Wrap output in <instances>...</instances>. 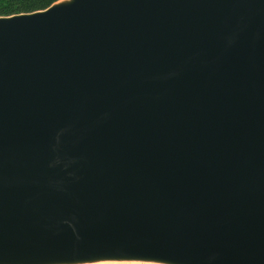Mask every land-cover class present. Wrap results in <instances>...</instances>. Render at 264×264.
Wrapping results in <instances>:
<instances>
[{
    "label": "water",
    "instance_id": "obj_1",
    "mask_svg": "<svg viewBox=\"0 0 264 264\" xmlns=\"http://www.w3.org/2000/svg\"><path fill=\"white\" fill-rule=\"evenodd\" d=\"M0 264H264V0L1 17Z\"/></svg>",
    "mask_w": 264,
    "mask_h": 264
},
{
    "label": "trees",
    "instance_id": "obj_2",
    "mask_svg": "<svg viewBox=\"0 0 264 264\" xmlns=\"http://www.w3.org/2000/svg\"><path fill=\"white\" fill-rule=\"evenodd\" d=\"M63 0H0V18L37 13Z\"/></svg>",
    "mask_w": 264,
    "mask_h": 264
}]
</instances>
